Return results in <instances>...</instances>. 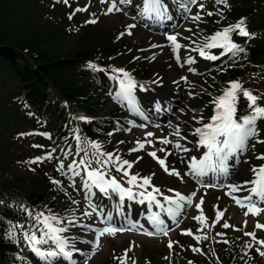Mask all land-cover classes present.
Instances as JSON below:
<instances>
[{
  "label": "rangeland",
  "instance_id": "374dc122",
  "mask_svg": "<svg viewBox=\"0 0 264 264\" xmlns=\"http://www.w3.org/2000/svg\"><path fill=\"white\" fill-rule=\"evenodd\" d=\"M23 1L13 0L18 10L14 11L10 18L11 24L22 36L36 40L54 31L55 36L51 37L50 42L53 43L54 48L60 47L64 50L78 49L85 44H90L95 51L105 40H113L125 46L123 51L112 59L109 69L112 73L111 78L101 86L100 90L91 88L93 101L105 102L96 118L113 124L116 128L109 138L108 150H113L122 160L134 162L128 169L131 175L139 174L144 177L154 173L152 182L160 188L163 195H173V192L168 191L169 188L185 196L195 193L192 204L186 205L182 209V214L176 218L178 223L167 215L161 214V219L165 221L168 228L166 236L163 234L148 236L144 234L143 229L153 232L155 229L147 219L149 215L147 202L140 204L135 200L125 199L121 205L118 195L112 194L106 197L97 189H93L91 204L102 208L107 213L111 212L114 217L113 223L118 225L117 227L125 226V222H129L143 225V229L101 237L99 247L87 259V264H119L115 257L122 256L130 247L129 264L131 260H134L135 264H258L261 262L264 257L260 255V252L262 248L264 250V246L257 244L252 237L246 236L245 232H254L257 240L264 241V229L255 227L257 223L264 225V212L258 216L251 214L245 216L246 209L237 206L231 196L226 195L228 189L225 185L234 183V177L240 183L252 180V167L264 164V161L257 160V156L264 155V143L257 142L264 141V120L257 122V135L249 140L247 151L228 161L230 175L227 178L209 173L198 183L190 175H184L188 171L191 158L199 159L206 151L203 147H196L198 137L192 135V132L196 127L210 121L214 114V105L211 101L225 89H222L223 80L217 70L220 61L224 58L221 55L223 49L206 50L210 55L220 57L216 61L206 60L194 50L204 43L206 37L214 35L213 32L216 31V24L211 20L212 16L207 15L208 12H214L215 0H198L196 5H189L190 11L184 10L187 0H163L169 16L173 18H170L168 24L164 19V29L159 33L153 30V26L157 27L156 19L142 16L144 0H129L126 4H118L122 11L107 15L105 12L111 0H106L105 3H101V0H68L67 4L63 0ZM18 2L23 3L18 4ZM199 3L204 4L203 10L199 9ZM78 8L87 10L76 11ZM198 11H200L201 21L194 22L192 16ZM73 13L74 15L69 19ZM93 19L96 23H86ZM130 25L135 27L129 28ZM168 35L177 36V42L182 45L178 53L172 52L170 42L166 38ZM189 37L191 39H187ZM153 45L159 47H153ZM163 50H167V56L164 55ZM177 55L180 57L179 62ZM189 57L194 63H184ZM189 68L194 71L190 72ZM113 69H123L137 83L138 87L134 89V95L142 115L131 111L126 101L122 102L113 98L119 88L118 81L112 79L114 75L119 74L114 73ZM181 77H186L187 80H182ZM82 81L85 80L82 79ZM233 81L240 82L252 93L256 92L246 86L244 78ZM139 85H143L144 89L142 90ZM159 91L167 96L170 105L174 104L168 116L161 120L155 117L153 113L155 107L148 100V97L158 96ZM17 106L5 114L15 113L20 129L12 128L6 132L4 138H0V147L4 149L1 150L2 153L0 152V163L5 161L9 163V158H14L9 163L5 176L48 192L57 197L60 205H65L62 194L56 195L57 184L52 182L56 181V178L49 173L58 167L61 161L67 166L74 159L79 160L80 156L73 151L72 155L65 157L64 154L70 152L60 150L59 144L51 138L50 131L31 119L28 122L22 108ZM116 108L123 112L114 117L111 111ZM248 111V102L241 94L237 115L248 114ZM144 115L147 116L143 117ZM193 117L196 119L202 117L201 122L196 123ZM176 128H179L180 135L185 137L179 142L191 149L187 153L177 152L171 145L165 146L159 143L160 139L165 137L175 142L178 139L173 135ZM149 132L153 134L152 137H147ZM22 133H31V135H21ZM42 133H47L48 136L41 135ZM146 140H151L152 144L145 143V148L138 152L130 151L137 146L138 141ZM33 145L40 147H33ZM161 147L174 153L168 157L166 163L170 169L175 167L182 178L166 174L157 161L148 155L149 152L157 151V156L163 158L164 153L158 151ZM53 149L55 151H52ZM49 152L52 159H41L36 163H29L37 157L47 156ZM137 157L143 158L137 160ZM109 170L124 187H128L125 182L127 177H123L122 172H117L114 167H110ZM65 172L67 173V167ZM79 178L81 176L71 177V173H67L64 183L75 191L77 200L73 203V210L79 212L73 220L74 224L69 228L73 232H68L76 249L79 250L73 253L72 258L77 264H85L86 257L92 252L95 241V233L92 229L105 225L101 223L102 217L96 213L91 216L84 215L85 212H92V208L89 207V201L85 199L86 190L79 184ZM232 180L233 182H230ZM73 182L75 187L70 186ZM148 190L151 191L150 188ZM233 195L244 197L248 193L240 191ZM201 197L203 204L198 210L195 205L200 203ZM157 199L163 202L162 196H157ZM218 210L224 215L214 224ZM151 211L157 212L159 209L153 206ZM201 211L207 227L194 219L201 214ZM117 212L120 214L117 215ZM245 221H247L246 226ZM224 222H227L230 227L224 228ZM186 231H190L192 235L182 234ZM196 236L207 238L198 242L194 238ZM169 241L173 242L171 249L168 247ZM247 244H251L252 247H246ZM193 248H198L200 251L194 252ZM75 253H78L76 257ZM40 264L43 262L41 261ZM53 264H68V262L60 258Z\"/></svg>",
  "mask_w": 264,
  "mask_h": 264
},
{
  "label": "trees",
  "instance_id": "16d2710c",
  "mask_svg": "<svg viewBox=\"0 0 264 264\" xmlns=\"http://www.w3.org/2000/svg\"><path fill=\"white\" fill-rule=\"evenodd\" d=\"M227 5L214 6L211 20L216 24L215 30L222 31L243 19L251 36L231 34L244 51L225 56L220 61L217 70L223 80L222 89L228 88L229 82L244 78L246 86L256 91L253 94L261 96L260 103L264 106V0H227ZM16 10L13 0H0V138L12 128L20 129L16 114H5L19 105L28 122L31 119L50 131L60 150L76 151V137L79 136L99 143L103 152L117 156L113 150H108L109 138L116 128L96 118L105 102L93 101L91 88L100 90L111 78L112 59L125 46L105 40L95 51L90 44L78 49L54 48L50 42L55 36L54 31L36 40L20 35L10 21ZM218 11L222 16L216 14ZM90 62L103 71L89 68ZM122 112L118 108L112 109L111 115L117 117ZM13 160L9 158V163ZM7 163H0V264H40L41 260L23 240L22 230H28L36 223L38 213L61 217L62 226H68V220H74L79 214L73 211L72 203L77 200V195L65 185V175L58 172L57 167L49 174L59 181L55 193L62 194L65 205H60L57 197L48 192L6 177ZM79 180L83 185L82 178ZM12 231H15V239L9 238ZM68 232L62 235L69 237ZM258 264H264V259Z\"/></svg>",
  "mask_w": 264,
  "mask_h": 264
},
{
  "label": "snow or ice",
  "instance_id": "6c2138e0",
  "mask_svg": "<svg viewBox=\"0 0 264 264\" xmlns=\"http://www.w3.org/2000/svg\"><path fill=\"white\" fill-rule=\"evenodd\" d=\"M65 4L68 0H63ZM106 0H101V3H105ZM129 0H111L109 7L107 8L105 15L111 14L113 12H120L122 8L118 4H126ZM198 0H187L184 5L185 11H190L189 5H196ZM216 4H224L227 7V0H215ZM200 10L204 9V4L199 3ZM87 9H76V11H86ZM168 9L163 3V0H144L143 4V17H151L156 20L169 19L167 15ZM222 16L219 11L216 13ZM71 14L69 19L72 18ZM208 16L214 15L212 12L207 13ZM194 22L201 21L200 11H198L194 16H192ZM86 23H96V20H89ZM135 27V25H130L129 28ZM237 34L240 37H250L251 34L247 31L245 27V21L243 19L239 20L234 25H229L224 27L222 31L216 32L214 35L206 37L204 43L199 45L195 51L199 52V55L206 60L216 61L220 57L217 55H210L206 50L220 48L223 49L224 53H232L233 56L237 52H243L244 49L238 44L234 43L231 39V34ZM131 34V33H128ZM167 40L170 42V46L173 53H178L182 45L177 42L176 35H168ZM187 39H191L190 37ZM153 47H159L158 45H153ZM154 58V57H153ZM177 61L179 62L180 57L177 55ZM184 63L192 64L194 61L189 57ZM89 68L96 71H103V69L97 68V65L89 63ZM189 71H194V69L189 68ZM114 73L119 75H114L112 79L117 80L119 88L114 95V99L118 101H126L128 108L138 114H141L140 109L137 106V100L134 95V89L138 87L137 83L133 80L129 73L125 72L123 69H113ZM182 80H187L186 77H181ZM143 90L144 86L139 85ZM248 102V114L243 116H238V104L240 96ZM191 95V93H190ZM261 96L254 95L248 89H245L243 85L238 81L229 82V87L224 89L222 94L216 96L212 99L211 103L214 105V114L211 116L210 121L206 124H202L200 127H196L192 135L198 137L196 147H203L206 149L203 156L199 159L192 157L188 163V171L184 175H190L193 179H196L198 183L201 179L207 176L209 173L213 175H222L227 178L230 175V168L228 161L234 156H239V154L247 151L249 140L257 135V122L264 120V106H262L259 101ZM195 111V110H194ZM193 119H196L193 117ZM201 119H196V123H200ZM21 135H31V133H22ZM41 135L48 136L47 133H42ZM152 133H147V137H152ZM173 135L178 139L173 142L167 137L160 139L159 143L165 146L171 145L173 149L177 152L183 151L184 153L189 152L191 149L182 145L179 140L185 139L180 135V129L176 128ZM77 139V149L76 155L80 156L79 160H73L67 166L61 161L57 167V171L62 175H67L71 173V177L81 176L83 182V188L85 191V199L89 201V207L92 208V212H85V216H91L96 213L98 216L102 217L101 223L105 226L101 228H93L92 231L95 233V241L93 242L92 252L88 254L85 260L87 264V259L90 258L95 250L99 247V240L105 235L114 236L117 233H123L125 231H137L143 229V225H138L136 223L126 224L125 226L117 227L114 223V217L111 212L105 214L102 208L91 204V197L94 195L93 189H97L99 193L103 196L110 197L112 194H116L119 197L121 205L127 200H135L140 204L147 202L149 208V215L147 217L149 223L153 226L155 231H147L143 229L144 234L148 236H155L159 234L167 235L168 228L165 221L161 219V214L167 215L174 222L178 223L176 218L182 214V209L186 205L192 204V198L195 193L185 196L179 191H175L169 188V192H173L172 196L163 195L160 188L153 184L154 173L149 176L141 177L139 174L131 175L128 171L133 166L134 162L128 160H122L119 155L113 156L112 153H106L101 150V145L99 143L88 141L79 136ZM259 143H264V141H257ZM145 143L151 145V140H146L145 142H137V146L131 149V152H138L145 148ZM33 147H40L39 145H33ZM52 151H55L53 149ZM158 151L164 153V157L160 158L157 156V151L149 152L148 155L160 165L163 171L168 175H173L181 177L180 172L175 168H169L166 161L168 157L173 155L172 151L167 150L165 147H161ZM65 157L72 155V153H65ZM143 157H137V160ZM41 159H52L51 152L45 157H37L35 160L29 161V163H36ZM257 160L264 161V155L257 156ZM247 163V161H245ZM65 167H67V173L65 172ZM110 167H115L117 172H122L123 177H127L125 181L128 187H124L114 176L111 175ZM253 173V179L250 181H243L237 184H226L225 187L228 189L226 195L231 196L235 201L236 205L246 209L244 215L249 214L258 216L264 212V164L259 166H253L251 169ZM83 173V175H82ZM182 178V177H181ZM55 184H59V181H52ZM70 186L75 187L73 182ZM215 186V185H206ZM151 189L149 191L148 189ZM135 189V191H134ZM246 191L248 195L244 197H237L233 195L234 193ZM157 196H162L163 202L157 199ZM76 203V201H72ZM203 204V198L201 197L200 203H197L195 207L200 210ZM153 206L159 211L153 212L151 209ZM74 211V210H73ZM120 213L117 212V215ZM224 213L217 211L216 222H219L223 217ZM200 224L207 227L205 224V217L201 211V214L194 217ZM74 224L72 219L68 220V226H62V218L54 214L45 216L44 213H38L36 216V223L28 230H22V238L25 241L28 249L39 258L43 264H53L54 261L62 258L67 261L68 264H77L73 260V253L78 252L75 243L71 237L62 235L69 231L70 226ZM247 221H245V226ZM224 228H229L230 225L227 222L223 223ZM257 229H264V225L257 223L255 225ZM22 229V226H21ZM239 230V229H237ZM39 233V235H37ZM182 234L192 235L190 231H186ZM9 238L15 239V231L9 232ZM219 235V234H218ZM246 236H250L255 240L257 244L264 246V241L257 240L255 233L245 232ZM198 242L201 239H206L207 237L196 236L194 237ZM226 242V241H225ZM172 241H169L168 247L172 248ZM46 246V247H45ZM246 247H252L251 244H247ZM259 251V249H257ZM131 251V247L125 250V253L120 257H115L119 264H129L128 252ZM194 252H199L200 249L193 248ZM260 255L264 256V252H260ZM21 259H23L21 257ZM130 264H135L134 260L130 261Z\"/></svg>",
  "mask_w": 264,
  "mask_h": 264
},
{
  "label": "bare ground",
  "instance_id": "6f19581e",
  "mask_svg": "<svg viewBox=\"0 0 264 264\" xmlns=\"http://www.w3.org/2000/svg\"><path fill=\"white\" fill-rule=\"evenodd\" d=\"M167 15H168V17H170L169 13ZM170 18H173V17H170ZM170 18L169 19H165V23L166 24H168ZM156 21H157V27L153 26V30H154V32L159 33V32L162 31V29H164L163 24L165 25V23H164V19L156 20ZM159 29H161V30H159ZM156 38H159V36H156ZM163 53H164L165 56H167V50H163ZM153 96L154 97H148V100L152 103V106L155 107V109L153 110V113H154L155 117H157L158 119L161 120V119H163V118L168 116V113L170 112V110L172 109L174 104L171 103V105H170L168 103L167 96L162 91H159V95L158 96H155V95H153ZM149 111H150V109H149ZM145 116H147V115H144L143 117H145ZM232 172H234V169H232ZM235 178L236 177L233 178L234 183H232V184L240 183ZM233 180L230 181V182H233ZM104 213L107 214V212H105V211H104ZM126 224H130V223L129 222H125L124 225H126Z\"/></svg>",
  "mask_w": 264,
  "mask_h": 264
}]
</instances>
